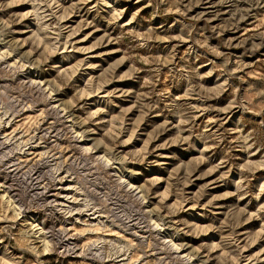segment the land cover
Listing matches in <instances>:
<instances>
[{"label": "rangeland", "instance_id": "rangeland-1", "mask_svg": "<svg viewBox=\"0 0 264 264\" xmlns=\"http://www.w3.org/2000/svg\"><path fill=\"white\" fill-rule=\"evenodd\" d=\"M0 264H264V0H0Z\"/></svg>", "mask_w": 264, "mask_h": 264}]
</instances>
